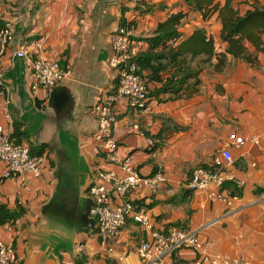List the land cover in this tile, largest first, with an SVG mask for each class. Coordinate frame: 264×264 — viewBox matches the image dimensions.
<instances>
[{
	"label": "crops",
	"instance_id": "obj_1",
	"mask_svg": "<svg viewBox=\"0 0 264 264\" xmlns=\"http://www.w3.org/2000/svg\"><path fill=\"white\" fill-rule=\"evenodd\" d=\"M255 4L264 6V0L234 1L241 14ZM178 11L188 12L180 27L183 37L205 27L220 40L218 13L204 20L184 0H0V26L14 27L15 49L24 46L35 54L34 41L42 38V54L71 70L52 89L33 90L30 66L13 60L12 49L0 57L10 64L0 125L32 152L46 156L39 177L0 178V204L17 214L0 225V240L13 242L21 264H142L138 247L149 233L140 224L129 219L107 243L96 231L88 191L96 172H123L107 161L94 138L98 120L93 108L118 82L111 65L118 28L125 23L132 30L136 56L148 50L146 38L159 23ZM248 47L254 50L250 43ZM258 57L257 65L231 58L228 67L237 64L243 76L237 72L229 79L207 67L199 92L190 98L161 93L151 96L148 110L132 109L121 98L114 125L120 156L133 155L142 175L164 171L168 176L156 195L147 189L133 194L152 215L155 228H192L211 253L243 257L248 264H264V136L258 145L232 148V172L245 181L232 206L211 198L210 189H190L188 182L197 166L211 164L232 132L264 133V51ZM148 85L152 91L161 86L154 81ZM180 256L190 261L195 252L183 249Z\"/></svg>",
	"mask_w": 264,
	"mask_h": 264
},
{
	"label": "built area",
	"instance_id": "obj_2",
	"mask_svg": "<svg viewBox=\"0 0 264 264\" xmlns=\"http://www.w3.org/2000/svg\"><path fill=\"white\" fill-rule=\"evenodd\" d=\"M15 44L14 27L10 24L0 26V57L12 49L13 60H23L28 64L32 70L33 90H50L70 75L71 70L62 66L60 61L42 54V38L34 41L35 54L28 52L24 46L15 49ZM132 44V30L126 24L121 25L112 36L114 54L111 65L118 71V82L110 93L97 99L93 108L98 120L94 138L107 161L119 166L123 172L98 169L96 180L88 190L93 200L91 214L96 220L99 238L105 243L114 240L127 221L132 219L149 233V237L142 239L138 247L142 264H248L243 257L211 253L208 244L192 228L172 225L166 230L156 229L149 211L133 199L135 192L144 189L156 195L167 183L168 176L164 171L142 175L135 167L133 155L122 157L118 153L119 143L114 136L118 115L116 103L121 98H126L130 108L148 110L151 98L150 89L135 60ZM9 65L0 61V99L5 98L9 91L6 82ZM263 136L264 133L261 136H246L232 132L229 143L214 156L209 168L200 165L193 170L188 187L192 190L210 189L211 198L232 206L240 195L231 194L225 185L231 182L238 189L245 185V181L232 172L236 162L232 148L258 145ZM148 143L151 147L154 146V140L149 137ZM45 163L44 154L33 153L30 147L19 143L11 132L0 125V178L21 174L39 177L43 174ZM214 222L216 221L210 224ZM183 249L194 251V259L184 261L180 256ZM0 264H21V260L16 257L13 242L0 240Z\"/></svg>",
	"mask_w": 264,
	"mask_h": 264
},
{
	"label": "trees",
	"instance_id": "obj_3",
	"mask_svg": "<svg viewBox=\"0 0 264 264\" xmlns=\"http://www.w3.org/2000/svg\"><path fill=\"white\" fill-rule=\"evenodd\" d=\"M184 1L191 10L201 12L204 20L208 21L218 13L222 23L220 37L225 46L219 47L205 27L196 28L191 35L183 37L180 27L188 12L172 13L159 23L152 36L146 38L148 50L135 56L147 85L151 81L161 84L154 91L148 85L150 96L168 93L175 99L190 98L199 92L200 75L207 67L212 73H222L231 58L257 65L259 53L264 51V6L255 4L241 14L234 7L235 0ZM248 43L253 46V51ZM201 166L209 168L206 164ZM225 186L231 194H241L235 184L228 182ZM15 218L17 214L0 204V225Z\"/></svg>",
	"mask_w": 264,
	"mask_h": 264
},
{
	"label": "rangeland",
	"instance_id": "obj_4",
	"mask_svg": "<svg viewBox=\"0 0 264 264\" xmlns=\"http://www.w3.org/2000/svg\"><path fill=\"white\" fill-rule=\"evenodd\" d=\"M210 33L215 37V39H216V42H217V45L219 46V47H222L221 45H222V40H221V38H220V40H217V37L215 36V34L214 33H212L211 31H210ZM237 65V64H236ZM236 65L235 66H229L225 71H224V78L225 79H229V78H231V77H234L233 75L234 74H236L238 71L235 69V67H236ZM238 73H240L242 76H243V70L241 71V72H238Z\"/></svg>",
	"mask_w": 264,
	"mask_h": 264
}]
</instances>
